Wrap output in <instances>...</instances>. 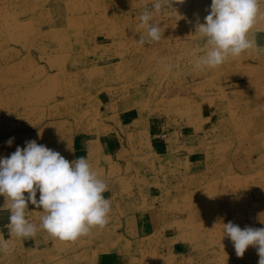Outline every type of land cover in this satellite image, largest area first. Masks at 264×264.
<instances>
[{"label":"rangeland","instance_id":"374dc122","mask_svg":"<svg viewBox=\"0 0 264 264\" xmlns=\"http://www.w3.org/2000/svg\"><path fill=\"white\" fill-rule=\"evenodd\" d=\"M209 1L174 2L160 14L153 10L150 23L161 27L163 37L141 44L146 30L139 16L156 0H0V157L36 140L70 162L74 134L106 129L101 100L148 84L153 103L161 100L160 110L175 111L180 122L212 112L213 166L178 176L170 185L174 196L169 199L184 225L182 237L193 245L195 264H258L254 247L237 257L223 224L264 228V52L249 50L216 68H196L190 53L206 54L207 44L199 32L187 39V17H201L199 6ZM259 6L264 14V0ZM255 33L264 41V19L250 38ZM243 79L249 80L245 104L246 96L237 90ZM4 203L0 196V206ZM1 211V221L9 223L10 212ZM42 215V208L28 204L29 222L40 227ZM6 230L0 235L12 250L0 251V264H80L83 259L77 254L80 245L59 239L46 238L21 252L19 238Z\"/></svg>","mask_w":264,"mask_h":264},{"label":"crops","instance_id":"0c3cea01","mask_svg":"<svg viewBox=\"0 0 264 264\" xmlns=\"http://www.w3.org/2000/svg\"><path fill=\"white\" fill-rule=\"evenodd\" d=\"M210 5L211 0L197 5L204 11L201 17H187L191 26L185 33L187 39L193 40ZM256 35L257 45L264 48V41ZM243 82L237 90L246 96L241 99L245 104L250 98L249 80ZM133 88L101 100L106 129L81 130L69 142L70 162L85 157L108 185L103 194L111 201L108 223L104 228L93 227L76 241L60 242L80 245V264H186L183 260L188 259L192 260L189 264H195L193 245L182 237L180 214L169 199L174 196L170 185L178 176H195L213 166L211 149L216 148V139L212 112L203 110L197 118L180 122L175 111L160 110L161 100L153 103L148 84ZM7 224L0 218V229L5 233ZM37 229L34 237L19 239V251L35 249L46 238L57 242L45 230Z\"/></svg>","mask_w":264,"mask_h":264},{"label":"clouds","instance_id":"9594fccd","mask_svg":"<svg viewBox=\"0 0 264 264\" xmlns=\"http://www.w3.org/2000/svg\"><path fill=\"white\" fill-rule=\"evenodd\" d=\"M183 3L184 0H156L152 9L147 6L139 16L141 44H151L162 39L163 33L153 20V10L160 14L165 7ZM260 0H211L209 14L196 31L206 39L204 55L190 53L195 57L196 68H216L229 56L236 58L246 51L264 52L250 34L264 14L260 12ZM14 138L6 143L11 146ZM108 185L98 177L88 160L80 156L69 162L59 152L38 144L36 140L17 146L8 157H0V196L5 203L0 210H8L9 236L19 239L32 238L37 225L26 219L28 204L42 208L40 228L51 237L73 242L90 233L93 227L104 228L108 223L111 201L104 197ZM39 192V199H37ZM27 193V196H25ZM225 235L233 243L237 257L254 247L259 256L258 264H264V228L246 226L241 228L233 222L223 224ZM9 240L0 235V251L11 252Z\"/></svg>","mask_w":264,"mask_h":264},{"label":"bare ground","instance_id":"6f19581e","mask_svg":"<svg viewBox=\"0 0 264 264\" xmlns=\"http://www.w3.org/2000/svg\"><path fill=\"white\" fill-rule=\"evenodd\" d=\"M195 2H204V1H207V0H194Z\"/></svg>","mask_w":264,"mask_h":264}]
</instances>
